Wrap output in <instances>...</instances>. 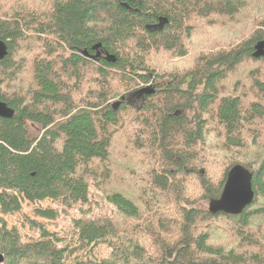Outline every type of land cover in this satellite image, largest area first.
I'll return each instance as SVG.
<instances>
[{
    "label": "trees",
    "instance_id": "16d2710c",
    "mask_svg": "<svg viewBox=\"0 0 264 264\" xmlns=\"http://www.w3.org/2000/svg\"><path fill=\"white\" fill-rule=\"evenodd\" d=\"M224 24L233 45L192 50ZM0 41V102L14 112L0 118L4 264H264V0H0ZM235 166L252 174L242 214L195 209ZM45 200L61 209L36 217L63 215L80 250L107 256L69 261L76 249L41 224L27 221L34 242L7 228L22 202ZM104 203L111 214L94 213Z\"/></svg>",
    "mask_w": 264,
    "mask_h": 264
},
{
    "label": "rangeland",
    "instance_id": "374dc122",
    "mask_svg": "<svg viewBox=\"0 0 264 264\" xmlns=\"http://www.w3.org/2000/svg\"><path fill=\"white\" fill-rule=\"evenodd\" d=\"M224 26H226L224 24ZM217 34V35H216ZM222 37H219V36ZM217 38V40H216ZM234 42H232V39L230 37V27H225V29H221L220 31L216 32V33H211L209 32V34L205 35L202 38H199L198 41H195L194 43V48L192 50L195 51H204L207 48H210V50H216L219 48H226L229 47L230 45H233ZM167 53L165 54V56L163 55L160 59H156L154 61L155 64L157 65H162V61H164L166 64L168 62V58H167ZM189 58L184 61L183 67L184 65L188 64L191 60L192 57L194 55L193 52L190 53ZM254 63H251V65L253 66ZM179 67V65H178ZM173 68V66H172ZM251 68V67H250ZM249 68V69H250ZM241 70H237L235 72V77H236V81L240 82L241 77ZM224 87H228V83L227 81H225V83L223 84ZM4 88L5 91H9V89L5 86L2 87V89ZM11 93L14 91V87H10ZM230 92V91H228ZM141 99L142 96H128L127 100L129 102H132L133 105L139 107L141 104ZM116 101H113V103ZM112 104V103H111ZM258 144H264V141H258L255 145ZM258 152L259 150L256 147H250L248 149H246V151H244V154L240 153L241 159L242 161H247V159L250 158H256L258 156ZM230 156V153H228L227 155V159H222V157H218V158H213L214 161L217 162V164H220L221 162H227L228 157ZM233 156V155H232ZM115 158V153L111 151V157H110V161L109 163L112 164L113 159ZM114 162V161H113ZM113 165V164H112ZM115 170V169H114ZM121 172V171H120ZM116 174H120V173H116ZM142 181L144 182V179H142ZM94 200V197L92 198ZM209 202H201L198 203L195 206V209H199V210H206L209 206ZM61 209V207L58 205V203L49 201V200H45L41 203H37V204H32V203H28V202H22V207L19 213L14 214V215H10V216H1L3 218V220L6 222L7 228H15L18 230L19 235L21 236L22 242H34V241H38L40 239V233L38 230H34L32 228H30L29 224H28V220L31 222H37L39 224H41L47 231V233H49L50 235H52L53 239H57V240H64L66 239L68 241V245L70 249H76L75 252L73 253L72 257L69 259V261H75V260H84V259H101V258H105L107 256V254L105 253V249L98 247H94L92 251H87V250H80L78 248V242L76 240V237L73 235L72 232V228H71V224L68 222V220H65L63 215H60L59 219L55 220V221H49V220H44L41 218H38L35 216V210L36 209H55L58 208ZM94 213H99L101 215L104 214H111V209L109 206H107L105 203L104 204H100L97 208L94 209ZM61 214V213H60ZM73 218L78 219L80 217V214L77 213L76 211H72L70 214ZM262 220H257L255 225H259L261 224ZM217 237L216 234L212 233V238H210V243L212 244H216L219 246H222L226 249H230L232 247V245L234 244L233 240L231 239H221V238H214ZM228 240V241H227ZM215 246V245H214ZM228 247V248H227Z\"/></svg>",
    "mask_w": 264,
    "mask_h": 264
},
{
    "label": "water",
    "instance_id": "95a60500",
    "mask_svg": "<svg viewBox=\"0 0 264 264\" xmlns=\"http://www.w3.org/2000/svg\"><path fill=\"white\" fill-rule=\"evenodd\" d=\"M166 22L167 20L164 18L159 19L154 30L161 29ZM6 56L7 47L0 41V61H3ZM253 56L255 58L264 57V41L255 46ZM146 93L149 92L146 91ZM13 115L14 112L6 104L0 102V118L9 119ZM253 198L252 174L240 166H235L227 173L220 197L210 203L209 209L213 213L220 212L228 216H239L253 202ZM4 262V256L0 254V264H4Z\"/></svg>",
    "mask_w": 264,
    "mask_h": 264
}]
</instances>
